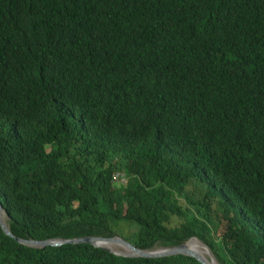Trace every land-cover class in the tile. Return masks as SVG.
Segmentation results:
<instances>
[{"label":"trees","instance_id":"16d2710c","mask_svg":"<svg viewBox=\"0 0 264 264\" xmlns=\"http://www.w3.org/2000/svg\"><path fill=\"white\" fill-rule=\"evenodd\" d=\"M0 201L22 238L264 264V0H0ZM0 264L203 263L0 225Z\"/></svg>","mask_w":264,"mask_h":264},{"label":"water","instance_id":"95a60500","mask_svg":"<svg viewBox=\"0 0 264 264\" xmlns=\"http://www.w3.org/2000/svg\"><path fill=\"white\" fill-rule=\"evenodd\" d=\"M7 212L5 211L1 201H0V225L3 229V231L9 235L14 237L18 242L25 244L30 247H36V248H45V247H57L62 246L64 244H78V243H90L96 247H100L103 249H106L110 252H113L116 255L125 256V257H146V258H159V257H168V256H174V255H187L196 258L198 261H200L203 264H212V260H215L219 263L216 255L213 253L211 248L201 239L198 237H191L189 240L178 244L174 246H157L154 248H148V249H142L132 243L130 240L122 237L121 235H114L111 237L106 236H83V237H76V238H49L44 240H37V239H27L22 238L19 236H16L11 231L7 219L4 217L3 213ZM8 216V214H7ZM193 238L199 239L202 244L207 248L208 256L204 255L203 252L190 247L189 241ZM103 241H111L119 246H121L126 251H119L115 250L109 247H105L100 244V242ZM220 264V263H219Z\"/></svg>","mask_w":264,"mask_h":264},{"label":"bare ground","instance_id":"6f19581e","mask_svg":"<svg viewBox=\"0 0 264 264\" xmlns=\"http://www.w3.org/2000/svg\"><path fill=\"white\" fill-rule=\"evenodd\" d=\"M5 216V218H7V214L4 212L3 213ZM101 245L105 246V247H109V248H112V249H115V250H119V251H126L125 249H123L121 246L111 242V241H103V242H100ZM189 246L190 247H193L201 252L204 253V255L208 256V252H207V248L202 244V242L197 239V238H193L189 241ZM212 264H219L218 262L215 263V261L211 262Z\"/></svg>","mask_w":264,"mask_h":264},{"label":"rangeland","instance_id":"374dc122","mask_svg":"<svg viewBox=\"0 0 264 264\" xmlns=\"http://www.w3.org/2000/svg\"><path fill=\"white\" fill-rule=\"evenodd\" d=\"M225 227H226V221L223 220L219 232L222 233ZM136 230H137L136 226L131 225V224L129 225V223H126L125 225L122 226V230L121 231L123 233L119 232L118 235H121L122 237L126 238L127 235H130L133 231H136ZM214 261L215 260H213V262ZM215 263H217V261H215Z\"/></svg>","mask_w":264,"mask_h":264},{"label":"built area","instance_id":"2783aa9c","mask_svg":"<svg viewBox=\"0 0 264 264\" xmlns=\"http://www.w3.org/2000/svg\"><path fill=\"white\" fill-rule=\"evenodd\" d=\"M122 180H124V178H121Z\"/></svg>","mask_w":264,"mask_h":264}]
</instances>
